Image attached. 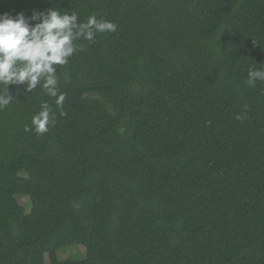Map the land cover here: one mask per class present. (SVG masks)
Listing matches in <instances>:
<instances>
[{
    "label": "trees",
    "instance_id": "obj_1",
    "mask_svg": "<svg viewBox=\"0 0 264 264\" xmlns=\"http://www.w3.org/2000/svg\"><path fill=\"white\" fill-rule=\"evenodd\" d=\"M48 8L117 29L56 66L62 110L8 86L0 264H264V81L246 83L264 70V0H0ZM42 102L56 122L37 135ZM74 243L86 256L60 261Z\"/></svg>",
    "mask_w": 264,
    "mask_h": 264
},
{
    "label": "clouds",
    "instance_id": "obj_2",
    "mask_svg": "<svg viewBox=\"0 0 264 264\" xmlns=\"http://www.w3.org/2000/svg\"><path fill=\"white\" fill-rule=\"evenodd\" d=\"M116 29L114 22L98 19L94 14L86 22H79L77 13H61L54 8L33 11L30 17L23 12L16 16L0 15V85L4 86V90H0V110L13 101L9 84H24L25 92L40 87L62 110L66 94L57 87L56 66L68 63V58L80 47L77 40L95 42L98 33ZM258 79L264 81V70L250 67L246 83L254 86ZM236 118L241 119L239 115ZM55 122L49 103L42 102L40 110L32 117V127L26 130L43 135Z\"/></svg>",
    "mask_w": 264,
    "mask_h": 264
},
{
    "label": "rangeland",
    "instance_id": "obj_3",
    "mask_svg": "<svg viewBox=\"0 0 264 264\" xmlns=\"http://www.w3.org/2000/svg\"><path fill=\"white\" fill-rule=\"evenodd\" d=\"M19 195L20 196H18L17 198L20 204L24 206L27 212H29L32 207L29 196L24 194ZM57 256L60 261H64L67 259H83L86 256V247L78 243L64 245L57 251ZM46 260L49 261L48 255H46Z\"/></svg>",
    "mask_w": 264,
    "mask_h": 264
}]
</instances>
